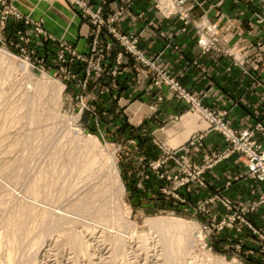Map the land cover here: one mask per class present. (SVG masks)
<instances>
[{"label":"rangeland","instance_id":"374dc122","mask_svg":"<svg viewBox=\"0 0 264 264\" xmlns=\"http://www.w3.org/2000/svg\"><path fill=\"white\" fill-rule=\"evenodd\" d=\"M243 1L264 22V0ZM178 2L189 11V22L172 17L197 24L191 13L199 1ZM205 22L198 26L199 39L208 32L213 50L238 64L237 47L219 46V32L207 31ZM47 37L43 19L22 12L15 0H0V264H260L264 250L253 229L240 219L222 224L243 208L252 223L248 214L264 195L244 205L223 201L224 195L193 201L181 193L206 189L208 183L186 181L193 165L228 146L195 163L183 154L184 143L160 140L179 125L178 117L150 131L117 124L126 107L119 109L116 83L105 78L110 76L98 56L83 62L82 76L74 47L59 39L52 53ZM252 53L263 55L264 41L246 54ZM117 67L113 76L121 71ZM188 112L209 129L205 115L191 105ZM148 139L153 142L147 149ZM166 219L175 223L161 225ZM245 229L257 238V252H244L237 235Z\"/></svg>","mask_w":264,"mask_h":264},{"label":"crops","instance_id":"0c3cea01","mask_svg":"<svg viewBox=\"0 0 264 264\" xmlns=\"http://www.w3.org/2000/svg\"><path fill=\"white\" fill-rule=\"evenodd\" d=\"M84 1L95 10L102 8L106 16L122 9L123 14L116 23L120 32L138 36L144 55L177 78L186 90L201 98L205 107L227 112L226 121L231 127L253 129L258 124L264 126V54L252 53L250 57L246 54L248 49L264 41V22L258 20L257 9L243 0H198L199 5L191 13L197 24H185L179 17L158 15L151 0H108L107 4H103V0ZM15 3L35 20H44L48 31L46 41L52 53L62 39L72 45L77 54L91 55L92 27L78 6L65 0H15ZM202 20L207 21L204 25H216L219 46L237 47L238 64L234 57L219 49L206 54L200 51L198 26ZM101 41L105 48L102 62L106 76H110L105 78L116 83L117 90L113 93L121 97L119 109L126 107L117 117V124L127 121L131 127L150 131L158 130L169 118L178 117L179 125L163 133L160 140L177 141L179 146L184 143L181 145L183 154L190 155L195 163H201L206 153L228 146L224 136L215 131L205 134L201 144H189L193 135L208 131V123L200 118L198 122L196 117L190 116V104L174 90L154 85L152 77L156 73L153 69L131 54L124 55L122 46L107 31L103 32ZM108 45H111L110 49H107ZM247 59L250 64L240 65L239 61L247 62ZM75 62L80 75L84 76L85 63L76 59ZM116 67L121 71L113 76ZM106 93L103 91V98H110ZM104 101L100 99L98 103ZM257 139L264 149L263 132L257 133ZM151 142L152 139L144 141V147H151ZM246 170L243 158L234 154L207 171L206 189L190 194L182 189L181 193L193 201L224 195L250 205L264 195V181L247 176ZM248 218L254 225L264 227V203L248 214ZM237 237L244 244V252L259 249L257 238L253 239L247 229ZM258 255L260 264H264V256Z\"/></svg>","mask_w":264,"mask_h":264},{"label":"built area","instance_id":"2783aa9c","mask_svg":"<svg viewBox=\"0 0 264 264\" xmlns=\"http://www.w3.org/2000/svg\"><path fill=\"white\" fill-rule=\"evenodd\" d=\"M71 4H74L80 8L83 14L88 18L90 24L93 26L92 35L94 37L93 47L91 55H79L78 58H81L83 62H87L88 59H92L91 56H98V62L103 63V56L102 50H99V45L101 44V35L104 30H107L108 33L121 44L122 47L125 48L127 53L133 55L139 62L143 63L144 65L150 67L155 71L156 84L161 88L166 84L171 85L173 90L178 93L183 99L186 100L187 103L191 105V110L195 112H200L201 114L205 115L206 119L209 121L210 126L206 133H200L192 137L189 144L195 145L198 142H202L203 137L209 131H217L220 132L228 143V148L226 151L208 153L204 159V163L202 165H193L194 170L193 174H189L186 181L197 180L200 181L201 185L206 186L207 180L203 176L205 171L212 168L214 164H217L223 159L229 158L234 154H240L243 158L247 170L246 174L250 177L264 181V149L262 145L259 143L257 139V133L263 132L264 134V126L262 124H258L253 129H235L231 127L226 121L227 112L212 109V108H205L202 105L201 98L195 96L188 90H186L179 82L178 79L172 78L164 69L159 67L155 61L148 59L142 50L139 47V37L132 34H122L117 26L116 23L120 20L123 10L106 16L103 12V9L100 8L95 10L92 6L84 0H68ZM179 0H151V2L155 5L158 13L162 16L170 18L172 16H181L183 20L189 22L190 14L189 11L181 7V2ZM131 2V1H129ZM108 0H103V4H107ZM208 26L207 31L209 32H216V27ZM214 38L204 33L201 35L199 39V45L201 52L206 54L213 50L214 47ZM66 44V43H64ZM68 46V44H66ZM72 47V46H70ZM111 45L107 46V49H110ZM241 62H244L243 60ZM99 63V64H100ZM102 70V68H100ZM116 72V71H115ZM154 76V77H155ZM155 79V78H154ZM183 149V148H181ZM178 151V150H177ZM191 166V165H190ZM223 201H232L227 197H223ZM264 200V199H263ZM247 208L240 209L239 214H235L231 216L227 221H224L222 226L232 225L237 219H240L246 222V224L253 229L255 234H257V238L259 241V245H261V249L264 250V229L254 226L252 223H249L243 218V213ZM242 214V215H241ZM228 222V223H227Z\"/></svg>","mask_w":264,"mask_h":264},{"label":"bare ground","instance_id":"6f19581e","mask_svg":"<svg viewBox=\"0 0 264 264\" xmlns=\"http://www.w3.org/2000/svg\"><path fill=\"white\" fill-rule=\"evenodd\" d=\"M158 220H160V219H158ZM158 220H155V221L153 220L155 224H153V223H152V224L155 225V226H157V227H159V225H160V221H158ZM174 223H175L174 220H167V219H166V221H163V223H161V225H163V226L165 225L166 227L169 228V227L172 226ZM179 223H181V222H179ZM164 228H165V227H164ZM43 236H44V235H43ZM182 247H183V246H182ZM168 257H169V256H168ZM179 264H180V263H179Z\"/></svg>","mask_w":264,"mask_h":264}]
</instances>
